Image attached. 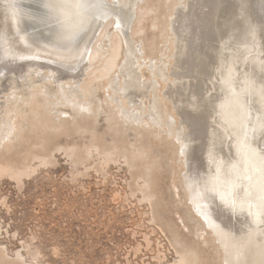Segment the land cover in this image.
<instances>
[{
  "label": "rangeland",
  "instance_id": "1",
  "mask_svg": "<svg viewBox=\"0 0 264 264\" xmlns=\"http://www.w3.org/2000/svg\"><path fill=\"white\" fill-rule=\"evenodd\" d=\"M171 1L121 0L124 7L121 6L119 1V9H109L106 15H119L122 17L129 11H135V20L128 27L118 28L117 21L108 26L107 33L109 31V34H114L119 31L124 38H122L124 47L122 64L126 63L128 59H134L136 62L135 67L137 66V78L141 74L138 78L141 81L139 82L140 85L145 86V84H149V81L153 84V88L147 94H143L144 96L141 94L129 96L130 93H123L125 89V76L123 77V75H115L111 80L112 82H101L103 84L100 83L96 86L94 82L95 87L93 89L96 88V90L94 92L87 91L85 88L91 84L90 77L93 72L92 69L90 71L93 64L90 65L89 62L88 64L85 62L87 66L85 65L82 71L81 76L84 77V81L79 76L77 78H81V80L76 78L72 81L69 78L68 82L67 78L56 79L59 74L50 67L49 69L45 66L31 68L30 65L33 62H30V60L23 62L20 58L12 60L13 56L8 57L5 53V57L2 56L0 59V111H4L6 104H8V99H4L8 95L7 93L21 99L24 95H28L34 86L44 84L52 96L55 97V102L58 103L56 109L64 115H68V117L70 114L69 118H72L78 112L79 107H84L83 104L87 105L88 110H85V112H88V114H92V110L100 109L96 130L77 129V125L74 124L75 126L63 130L40 129L30 132L31 130L27 129L28 126H26L25 129L28 131L24 132L25 130H23L19 139L18 136L16 138V134H13L14 132L11 134L14 140H17V142L11 144L13 146L10 145L7 149L1 148L0 264H173L179 258L184 245L199 248L202 257L208 260L209 264H220L219 261L221 263L223 261L225 264L224 259L222 260V258H225V252L217 240V235L207 225L206 220L198 214L195 204L190 200L186 185H183L185 183L183 173L187 171V166L185 154L181 151L183 148L181 140L179 141L178 136L189 133L191 129L187 127L188 124H185L186 122H184V118L178 109H175V101L173 102V100H176L177 96L172 92L168 94V91L173 87H178L182 81V79L176 77L174 70L178 55L174 56L172 54L178 53H175V51H178L176 45L179 42H177L178 38L171 29V22L176 17H174V14L177 13L176 9H183L186 1ZM109 3L111 4L112 0H109ZM167 3L171 6L168 7ZM27 5L29 6V3ZM141 5L148 6L147 14L142 18L139 10ZM180 5L181 7H179ZM154 13L158 15L155 22L159 24V27L155 30L153 29L154 17L152 15ZM171 16H173L172 19L169 18ZM135 23H138V25ZM258 38V44H262L264 36ZM90 39L91 37L89 41ZM163 39L168 40V42H164ZM99 44L101 47L110 46L109 37H104ZM129 55L131 57L128 58ZM160 58H163L162 61ZM88 66H90L89 69ZM4 67L6 68L4 69ZM16 69H19L20 72ZM37 70L42 71L43 78L41 71ZM85 70L88 72H85ZM219 72H222V68L216 74ZM24 77H28L29 81L26 80L28 78L25 79ZM74 82L76 83L73 84ZM153 82H157L156 85ZM115 83H118V85ZM76 84H80V86ZM76 86L78 89L81 88L78 90ZM115 86L120 89V91L117 89L119 93ZM112 89H115V91ZM68 95L71 96L68 97ZM75 95L77 96L75 97ZM116 96L117 98H115ZM118 96L120 97L118 98ZM169 96H172V98ZM6 98H9V96ZM90 98H93L91 99L93 102L90 101ZM97 98H101L102 103ZM135 99L136 101L139 99L140 102H136ZM90 102L91 105H89ZM110 102H113L111 104L113 107L115 105L120 106L117 107L116 111L121 109L122 113H127L125 115H128V118L122 119L124 113L122 114L119 111L120 122L125 119L123 122L128 126L127 133H123L127 129L125 131L119 130V126L115 129V132L110 128L108 120ZM102 107L103 109H101ZM90 108L92 110L89 112ZM148 108H150V111ZM1 114L3 117L4 113H0V121L2 119ZM146 114H157L156 117L158 120L160 119V123L156 124L154 121H150L152 116L147 115L148 118ZM133 116L136 119H134L136 123L134 126L140 124L139 129L145 128L142 123L145 124L149 121L146 125L148 132L146 130H140V132L138 127H136V131L130 126L128 119L131 118L133 121ZM171 117L173 118L171 119ZM174 120L176 121L173 122ZM4 122L3 120L0 122V129H4L0 132V136L4 134L5 129L7 132L10 131L7 130L9 129L8 126L3 124ZM98 123L102 124L99 125ZM110 129L113 130L114 133L112 134L114 136L111 134ZM175 129L177 133L182 135L178 134L177 136ZM144 131L147 135H144ZM94 132L95 134H93ZM39 136L40 138H37ZM132 137L134 138L132 139ZM22 142H24L25 147ZM144 142L146 145L143 144ZM124 144L126 145L124 146ZM133 144L140 147L147 146L151 156L143 159L138 154L135 155L132 148ZM76 145H78V149ZM109 152H112L111 156ZM120 152L121 154H119ZM138 157L141 159L138 160ZM146 183L150 185L147 186ZM211 239L213 242H208Z\"/></svg>",
  "mask_w": 264,
  "mask_h": 264
},
{
  "label": "bare ground",
  "instance_id": "2",
  "mask_svg": "<svg viewBox=\"0 0 264 264\" xmlns=\"http://www.w3.org/2000/svg\"><path fill=\"white\" fill-rule=\"evenodd\" d=\"M119 1L121 6L124 7V3L121 0ZM185 1L186 5L183 4V9H176L177 13L174 14V17H176L171 22V29L174 31V35L176 34V38H178L177 42H179L176 45L178 46V51H175V53H178L172 54L174 56L178 55L174 70L176 77L182 79V81L178 87H173L170 89L171 91H168V94L172 92L177 96L176 100H173V102L175 101V109H178L184 118V122H186L185 124H188L187 127L191 129H188L190 130L189 133L184 135L177 133L175 129L177 136L178 134L182 135L178 136V138L179 141L181 140L183 147L181 151L186 157L187 171L183 173L184 176L182 175L185 177L183 185H186L190 194V200L195 204L198 214L206 220L207 225L217 235V240L225 252V258H222L225 264H264V42L258 44V37L264 36V0H231L232 2L229 0ZM10 3H14L15 6L10 7ZM28 3H33L37 7L28 6ZM49 3L50 0H0V59L5 53L8 57L13 56L12 60L16 58H20L21 62L30 60V62H33L30 65L31 68L45 66L49 69L50 67L58 72V77L55 75L56 79L67 78L68 82L69 78L73 81L79 76L82 77V71L89 62L90 65L93 64V67L90 68L88 66V69L90 68V71L92 69L93 72L91 73L92 76L90 75L91 84L85 88L87 91L94 92L96 88H93L97 84L109 82L113 80L115 75L125 76V89L123 93H130V95L128 94L129 96H132V94L145 95L153 88V84L150 81L145 86L140 85L139 82L141 81L138 78L141 74L137 78V66L135 67L136 62L134 59H128L126 63L122 64L124 58V38L120 35L119 31L114 34H109V31L107 33L108 26L117 21L118 28L128 27L135 20V11H129L122 17L119 15L106 16L102 15L99 11L95 14L78 12L77 9L69 4L63 9L64 15L60 16L47 7ZM147 8L148 6L145 5L139 7L141 18L147 14ZM152 15L154 17V19L152 18L153 29L155 30L159 27V24L155 22L158 19V15L157 13ZM172 17L169 18L172 19ZM127 30L129 31L128 28ZM104 37H109L110 46L101 47L99 43L102 42ZM164 42H168V40H164ZM129 57L131 56L129 55ZM135 59L137 61L136 57ZM162 59L160 58L161 61ZM151 64L154 65L153 63ZM81 65L82 67L79 68ZM137 65L138 67L140 66L139 63ZM221 68L222 72L216 74ZM16 71H19V69H16ZM84 76L87 78L86 75ZM82 78L84 81V77ZM77 79L81 80V78ZM26 80L29 81V78ZM24 82L26 83V81ZM82 82L80 83L83 84ZM94 82L95 86L93 85ZM57 84L59 85V82ZM78 85L80 86V84ZM14 90L12 89V91ZM64 90L66 91L65 88ZM112 90L115 91V89ZM118 90L120 91V89ZM7 94L6 97L9 96V98H3L8 99V104H6V109L0 111V113H4L3 117L1 114V121H5L3 124H6L9 128L7 130L10 131L7 132L5 129L6 132L3 131L4 134L0 136V150L3 147L7 149L12 143L17 142L11 136L13 132V134H16V138L18 136L19 139L23 130L26 132L27 129L31 130L30 132L40 129L63 130L75 126L74 124L77 125V129L96 130V126L98 127L97 122H99L100 109L92 110L91 107L89 112L92 110V114H88V112H85V110H88L87 105L83 104L84 107H79L78 112L72 118H69L70 114L68 117V115L66 116L56 109L58 103L55 102V97L48 91L45 84L34 86L31 92L28 95H24L21 99L16 96L13 97L11 93L12 97L9 93ZM70 96L68 95V97ZM127 96L125 97L127 98ZM169 97L172 98V96ZM91 99L93 98H90V101ZM100 99L98 100L100 101ZM57 101L60 102L59 100ZM116 101L118 102V100ZM91 102L89 105H91ZM96 103L98 104V102ZM112 103H109L111 110H109L110 116L108 117L110 128L115 132V129L119 126V130L125 131L127 129L126 132H123L127 133L128 126L123 121L128 118V115L126 116V112H123V114L120 111L121 109H118L124 115L122 119L125 118L120 122V112L116 111L117 107L120 106L115 105L113 107L111 106ZM141 106L143 107L142 104ZM149 116H152L150 121H154L156 124L160 123V119L158 120L156 117L157 114ZM134 119L135 116H133V121L131 118L128 119L129 121H126L136 130V127L139 129L141 126L139 122V125L135 127L136 123ZM147 122L145 124L142 123V126H145V128L142 127L139 131L146 130ZM26 126H28L27 129H25ZM2 130L0 129V132ZM113 130H111V134L114 133ZM150 130L152 129L150 128ZM146 132L148 131L146 130ZM143 133L144 135L146 134L145 131ZM152 133L154 134V132ZM112 135L114 136V134ZM40 136L42 137L43 135ZM40 136L37 138H40ZM155 136L157 135L155 134ZM154 139L156 140V138ZM24 142L22 143L24 144ZM143 144L146 145L145 142ZM112 145L111 147H113ZM172 145L171 147H173ZM21 146L23 145L21 144ZM76 147L78 149V145ZM144 147L133 144V153L135 155L138 154L143 159L149 158L151 153L147 146V148ZM178 154L180 155V153ZM104 155L106 156L107 154ZM135 155L134 157H136ZM132 161L133 163L135 162L134 158ZM173 163L175 162L173 161ZM148 184L146 183L147 186ZM208 242L213 241L211 239ZM219 263L224 264L223 261L222 263L219 261ZM173 264L209 263L208 260L202 257L199 248L184 245L179 258Z\"/></svg>",
  "mask_w": 264,
  "mask_h": 264
},
{
  "label": "snow or ice",
  "instance_id": "3",
  "mask_svg": "<svg viewBox=\"0 0 264 264\" xmlns=\"http://www.w3.org/2000/svg\"><path fill=\"white\" fill-rule=\"evenodd\" d=\"M71 4L78 12L91 13L95 14L99 11L102 15H107L108 10H118L119 0H112V3H109V0H50V3L47 5L55 14L63 16V9L65 6ZM10 7H14V3L9 4Z\"/></svg>",
  "mask_w": 264,
  "mask_h": 264
},
{
  "label": "water",
  "instance_id": "4",
  "mask_svg": "<svg viewBox=\"0 0 264 264\" xmlns=\"http://www.w3.org/2000/svg\"><path fill=\"white\" fill-rule=\"evenodd\" d=\"M31 4H32V3H29L30 6H32V7H37L36 5H34V4L31 5Z\"/></svg>",
  "mask_w": 264,
  "mask_h": 264
}]
</instances>
